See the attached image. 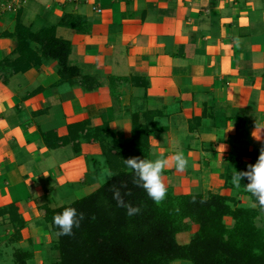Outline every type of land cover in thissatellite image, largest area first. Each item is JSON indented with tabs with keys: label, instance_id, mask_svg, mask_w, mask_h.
<instances>
[{
	"label": "crops",
	"instance_id": "1",
	"mask_svg": "<svg viewBox=\"0 0 264 264\" xmlns=\"http://www.w3.org/2000/svg\"><path fill=\"white\" fill-rule=\"evenodd\" d=\"M69 15L85 28L62 25ZM19 25L55 28L72 45L70 63L92 78L62 82L45 60L0 73V210L17 214L0 220L31 262L43 264V244L57 240L39 207L89 196L114 167L132 171V157L182 152L188 166L163 170L166 189L258 207L232 177L264 148V0H0V62L16 57Z\"/></svg>",
	"mask_w": 264,
	"mask_h": 264
},
{
	"label": "trees",
	"instance_id": "2",
	"mask_svg": "<svg viewBox=\"0 0 264 264\" xmlns=\"http://www.w3.org/2000/svg\"><path fill=\"white\" fill-rule=\"evenodd\" d=\"M62 25L82 30L86 21L69 15ZM14 37L17 55L0 62V73L23 74L45 60L57 63L62 82L87 86L92 81L70 63L72 45L58 39L55 28L33 31L19 25ZM34 44L40 46L41 56L34 53ZM137 123L134 117V124ZM112 171L110 179L89 196L55 209L39 207L54 234L59 229L54 226L53 217L65 208L73 207L84 215L71 236H57L54 249L59 257L53 264H264V228L257 225L261 205L251 193L246 191L257 208L233 207L230 198L219 194L178 196L172 189H167L166 198L156 204L134 183V172L125 167H114ZM247 183L243 179L241 188L246 189ZM116 189L125 203L140 208L139 214L129 217L126 209L117 205L113 199ZM11 208L16 213V207L10 206L1 209L0 216H12ZM227 218L233 221L231 226L227 225ZM193 225L198 230L190 242L180 244L178 235L192 231ZM14 255L16 264H30L34 256L21 249Z\"/></svg>",
	"mask_w": 264,
	"mask_h": 264
},
{
	"label": "clouds",
	"instance_id": "3",
	"mask_svg": "<svg viewBox=\"0 0 264 264\" xmlns=\"http://www.w3.org/2000/svg\"><path fill=\"white\" fill-rule=\"evenodd\" d=\"M126 166L135 174L134 183L142 187L148 197L156 204H160L167 196V189L162 181V172L166 167L174 166L178 172H184L188 166V159L182 152H176L169 158L147 160L132 157L124 160ZM247 179L245 185L247 192L264 206V148L261 149L257 162L250 165L247 171L236 172L232 177L233 183L239 187L241 181ZM113 199L119 207L126 209V214L131 217L139 214L140 208L130 203H125L119 189L114 190ZM84 219L83 213H78L73 207L65 208L62 213L53 217V224L59 229L57 236H71L74 228L80 227Z\"/></svg>",
	"mask_w": 264,
	"mask_h": 264
},
{
	"label": "rangeland",
	"instance_id": "4",
	"mask_svg": "<svg viewBox=\"0 0 264 264\" xmlns=\"http://www.w3.org/2000/svg\"><path fill=\"white\" fill-rule=\"evenodd\" d=\"M106 179H107V177H106ZM105 180H103V182L107 181V180L106 181ZM77 196H78L77 197V200H78V199H81L84 196H86V193L85 192H84V194L80 193ZM71 201L74 202L73 200H70V201H68V203L69 204L72 203ZM10 212L13 214L12 216L9 214L11 217V220H12V218L16 219L17 214L15 213L14 208H11ZM12 223H15V222H12ZM226 223L228 226H230L229 220H227ZM10 227H11V223L9 221L7 222L6 219L0 220V264H16L15 255H14L16 250H18L20 248H23V249L28 248L26 245L9 241V238H10L9 232L12 231V228H10ZM197 230H198V227L193 225L192 231L179 234L178 235V241L180 242V244H182V245L188 244L191 240L192 235ZM55 238H57V235ZM40 243H42V241H40ZM44 247L46 249L47 246L45 244H43V248ZM38 248L40 250H43V248L41 246H39ZM45 249H44V251L47 252V256H46L45 262L43 264H53L58 259L59 252L57 250H55L53 246H48L47 249L46 250ZM30 264H35V263L31 262ZM174 264H190V263L179 261V262H176Z\"/></svg>",
	"mask_w": 264,
	"mask_h": 264
},
{
	"label": "built area",
	"instance_id": "5",
	"mask_svg": "<svg viewBox=\"0 0 264 264\" xmlns=\"http://www.w3.org/2000/svg\"><path fill=\"white\" fill-rule=\"evenodd\" d=\"M13 1H16V0H13ZM9 8H10V9H11V8H15V4H12Z\"/></svg>",
	"mask_w": 264,
	"mask_h": 264
}]
</instances>
